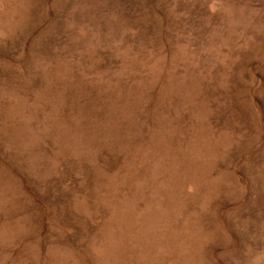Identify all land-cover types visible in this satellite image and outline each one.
I'll return each instance as SVG.
<instances>
[{"label":"rangeland","instance_id":"rangeland-1","mask_svg":"<svg viewBox=\"0 0 264 264\" xmlns=\"http://www.w3.org/2000/svg\"><path fill=\"white\" fill-rule=\"evenodd\" d=\"M0 264H264V0H0Z\"/></svg>","mask_w":264,"mask_h":264}]
</instances>
